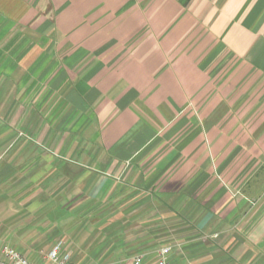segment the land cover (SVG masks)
Wrapping results in <instances>:
<instances>
[{
  "label": "crops",
  "instance_id": "crops-1",
  "mask_svg": "<svg viewBox=\"0 0 264 264\" xmlns=\"http://www.w3.org/2000/svg\"><path fill=\"white\" fill-rule=\"evenodd\" d=\"M59 242L264 264V0H0V251Z\"/></svg>",
  "mask_w": 264,
  "mask_h": 264
},
{
  "label": "built area",
  "instance_id": "built-area-1",
  "mask_svg": "<svg viewBox=\"0 0 264 264\" xmlns=\"http://www.w3.org/2000/svg\"><path fill=\"white\" fill-rule=\"evenodd\" d=\"M64 244L59 242L50 251L44 254L43 261L47 264H71L70 256L64 253ZM172 246H166L159 250L157 264H172ZM143 256L134 259V264H142ZM0 264H35L19 251L12 247H5L0 251Z\"/></svg>",
  "mask_w": 264,
  "mask_h": 264
},
{
  "label": "rangeland",
  "instance_id": "rangeland-1",
  "mask_svg": "<svg viewBox=\"0 0 264 264\" xmlns=\"http://www.w3.org/2000/svg\"><path fill=\"white\" fill-rule=\"evenodd\" d=\"M1 235H3V236H4L5 234H1ZM5 237H6V239H7V240H6V242L10 241V238H9V240H8V237H7V235H6Z\"/></svg>",
  "mask_w": 264,
  "mask_h": 264
}]
</instances>
